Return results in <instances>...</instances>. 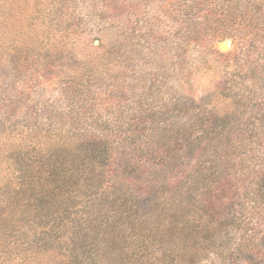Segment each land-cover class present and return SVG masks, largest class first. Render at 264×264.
Wrapping results in <instances>:
<instances>
[{"label": "trees", "instance_id": "obj_1", "mask_svg": "<svg viewBox=\"0 0 264 264\" xmlns=\"http://www.w3.org/2000/svg\"><path fill=\"white\" fill-rule=\"evenodd\" d=\"M143 1L0 0V264H234L249 177L264 223V128L141 131L123 82L133 52L179 86L203 53L263 123L264 0Z\"/></svg>", "mask_w": 264, "mask_h": 264}, {"label": "rangeland", "instance_id": "obj_2", "mask_svg": "<svg viewBox=\"0 0 264 264\" xmlns=\"http://www.w3.org/2000/svg\"><path fill=\"white\" fill-rule=\"evenodd\" d=\"M143 2L141 0L140 4ZM132 6L134 7L132 12L139 11L135 7L140 5L134 4ZM143 20L142 15L137 24L134 23L135 20L131 19L130 31L137 34L142 28ZM223 42L227 44L226 50L219 49V44L222 42L215 45L219 54H227L233 48L230 40ZM132 56L133 61L129 63L130 67L123 80L126 84L124 112L126 111L132 121L140 124L139 129L141 131L156 134L157 132H164V130L177 131L191 128L196 131L228 132L237 135L241 130L250 129L252 125H260L258 127L264 128V122H258V114L250 111V107L244 110L239 103L235 102L237 100H231V96L237 95L233 94L232 89L230 90L232 87L231 78H223L222 83H224V79H227V83L222 86L225 90H220L212 71L203 72L201 66L211 59L205 54L190 51L189 56L184 61L187 65L183 66L186 74L184 80L186 81L180 86L177 79L175 81L174 75L165 78V74L156 73L157 69L154 68L158 66L150 64L151 57L146 52H133ZM226 65H228L226 70L229 71V64ZM149 73H153L155 76L151 77ZM47 97L50 98L51 96L47 95ZM252 116L253 121L250 118ZM124 152L123 150L116 152V157L120 163L127 158ZM256 156L259 157V153H256ZM262 165L264 167V161ZM154 173L152 179H162L165 176L159 171ZM245 183L241 203L239 202V207L233 209L231 214L233 216L230 215L231 217L227 221L229 223L227 228L233 235L234 239L231 240L234 244H230L226 241L227 239L222 242L224 245L228 244L230 250H234L232 254L236 258L234 264H262L264 223L255 219L253 221L247 219L250 216L248 214L249 207L252 205L250 203L256 195H254L252 187L254 184L252 177L247 178ZM238 244L240 245L239 249L248 250L237 251ZM211 256H229V253L223 251L221 254L217 253V255L212 254ZM215 259L219 261L220 257Z\"/></svg>", "mask_w": 264, "mask_h": 264}, {"label": "water", "instance_id": "obj_3", "mask_svg": "<svg viewBox=\"0 0 264 264\" xmlns=\"http://www.w3.org/2000/svg\"><path fill=\"white\" fill-rule=\"evenodd\" d=\"M226 48H227V44H226V42H222V43L219 44V49H220V50L223 51V50H226Z\"/></svg>", "mask_w": 264, "mask_h": 264}]
</instances>
